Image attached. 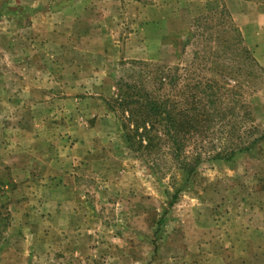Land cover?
<instances>
[{"label": "rangeland", "instance_id": "1", "mask_svg": "<svg viewBox=\"0 0 264 264\" xmlns=\"http://www.w3.org/2000/svg\"><path fill=\"white\" fill-rule=\"evenodd\" d=\"M162 73L177 97L212 77L250 149L189 142L190 173L133 150L115 100ZM0 264H264V23L224 0H0Z\"/></svg>", "mask_w": 264, "mask_h": 264}, {"label": "trees", "instance_id": "2", "mask_svg": "<svg viewBox=\"0 0 264 264\" xmlns=\"http://www.w3.org/2000/svg\"><path fill=\"white\" fill-rule=\"evenodd\" d=\"M245 56L249 57L246 51ZM164 79L162 73L159 76V88L162 91L155 96L132 84L115 100L122 114H126L123 117V129L126 141L133 150L151 153L164 147L175 166L190 173L202 160V149L188 155L186 148L189 142L196 145L206 142L208 148L203 151L210 152L209 157L228 159L237 151L250 149L257 140L245 141L244 135L253 126L242 129L238 123L232 124L227 131L235 132L232 134L233 138L225 140V124L230 121L228 115L236 113L233 110L222 112L221 109L233 102H230L231 98L226 99L227 96H216L210 92L215 85L212 77L186 83L180 87L178 97L163 93ZM218 130L221 136L216 134Z\"/></svg>", "mask_w": 264, "mask_h": 264}, {"label": "crops", "instance_id": "3", "mask_svg": "<svg viewBox=\"0 0 264 264\" xmlns=\"http://www.w3.org/2000/svg\"><path fill=\"white\" fill-rule=\"evenodd\" d=\"M263 0H224V4L226 7L230 9V13L232 16L233 21L236 24H245L251 21V23L256 22L257 24L264 23V13L259 15L260 8H264V4L262 2ZM249 6L250 8L255 9V15H252V18L250 21H247V16L245 13L241 11H234L232 10V7H243V6ZM264 12V11H263Z\"/></svg>", "mask_w": 264, "mask_h": 264}]
</instances>
